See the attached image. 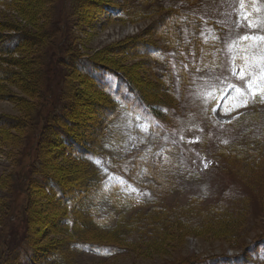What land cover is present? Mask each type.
<instances>
[{
	"label": "rangeland",
	"instance_id": "obj_1",
	"mask_svg": "<svg viewBox=\"0 0 264 264\" xmlns=\"http://www.w3.org/2000/svg\"><path fill=\"white\" fill-rule=\"evenodd\" d=\"M73 1L72 11L76 13L71 24L62 26L66 40L54 42L52 52L71 44L80 54L107 58L114 67L128 72L153 102L155 109L148 112L154 116L159 113L154 125L152 116L146 119L123 111L118 118L112 131L118 151L107 148V157L98 162L108 189L118 198L132 199L133 207L125 212V219L134 211L143 215L153 208H164L180 213L181 223L175 225L172 220L163 229L162 240L147 243L148 248L131 246L109 254L74 247L64 253L65 261L59 264H234L230 258L236 264H264V40L257 39L264 37V0H193L185 6L182 3L186 0L163 1L165 6L176 8L179 4L193 14L190 19L183 16L185 22L178 30L179 48L184 52L181 60L178 45L165 57L177 75L179 65L188 68L186 86L175 90L182 100L172 103L178 113L170 116L162 110V102L171 101L160 93L157 84L158 69L167 60L156 56L165 47L156 34L160 11L130 21L120 16L124 0H110L100 14L92 12L96 0H90L92 4ZM56 5V0L0 5V30L3 35L11 34L15 25L41 35L59 8ZM40 37L43 45L0 57V115L22 118L25 124L30 123L28 110L38 101L34 92L39 87L37 79L42 82L39 64L50 58L45 54L50 48L48 39ZM141 41L144 47L139 52L137 43ZM51 65L56 81H65L63 76L68 81L70 76L73 91L84 87L71 76L70 69ZM58 85L49 91L53 95L44 96V110L51 105L49 99L60 94L62 86ZM238 104L246 106L235 107ZM35 119L42 131V117ZM25 124L20 130H11L0 143V264L11 255L9 248L20 243L26 229L39 244L56 245L69 237L55 230L49 221L54 208L29 185L36 142L32 133L27 147L21 145L24 134L29 137ZM43 158L53 160L55 168L59 167L53 169L57 174L66 168L67 181L83 177V167L70 158H60L56 153ZM147 159L153 168L142 167V160ZM32 197L36 198L35 206L27 215ZM194 198L196 205L187 206ZM244 199L250 202L248 212ZM219 213L231 216L219 221ZM101 214L114 218L119 212L114 214L104 202ZM78 231L86 241L100 242L109 237L107 231L86 230L81 225Z\"/></svg>",
	"mask_w": 264,
	"mask_h": 264
},
{
	"label": "trees",
	"instance_id": "obj_2",
	"mask_svg": "<svg viewBox=\"0 0 264 264\" xmlns=\"http://www.w3.org/2000/svg\"><path fill=\"white\" fill-rule=\"evenodd\" d=\"M22 1L28 0H12L11 2L0 0V5L10 3L18 5L22 4ZM69 1L68 15L70 16H67V21L65 8ZM83 1L92 4L90 0ZM163 1L124 0V11L121 12L120 16L123 20L138 21L156 15L160 11L161 18L155 24L156 34L163 41L165 47L161 50V54L156 56L160 61L167 60L166 62L163 61L164 66L158 69L157 84L160 93H163L171 101L162 102L164 106L162 110L170 116L178 113L174 105L181 101L182 97L178 98L176 95L178 93L175 90L179 86H186L188 68L183 64L179 65V75H177L175 68L171 66L172 63L168 60L169 58L165 57L168 56V51L171 48H176L177 45L178 51H180L178 30L185 22L183 16L187 15V19H190L193 15L185 8L182 9V6L192 4L193 0L181 2L182 6L178 4L176 7L178 10L172 4L165 6ZM56 2L58 4L56 7L59 6V8H57L56 13H53L51 21L46 25L47 27L42 29L41 35L20 29L15 25L13 27L14 33L3 35L0 30V57L20 52L29 47H38V44L43 45L40 36H45L48 39L47 46H50L49 50L45 52L50 58L40 63L41 65L39 64L42 82L39 78L37 79L38 83L36 84L39 87L34 92L35 99L39 102H36L33 109L28 110L30 123H22V118L0 115V143L9 137L11 130H20L23 124L29 132V137L24 134L21 139L22 142L19 141L23 148L27 147V140L32 133L34 134L36 154L33 158V167L30 170L33 174L32 177L29 175V185L36 191L38 197L46 198L51 207L54 208L53 210L50 208L52 213L49 214L51 216L49 221L55 226V230L64 232L69 237L68 240L56 245L54 243L50 245L39 244V240L26 229L20 243L15 248H9L11 255H8L2 264H59L65 261L64 253L74 247L78 249L83 247L89 251L107 252L109 254L131 246L148 248L147 243L151 245L157 243L159 238L162 240L163 229L172 220L175 221L173 223L175 225L181 223L179 220L180 213L176 214L177 211L164 208L159 210L153 208L150 210L152 212L147 211L143 215L134 214L140 210L134 211L129 218L125 219L126 213L133 207L130 201L132 199L118 198L115 191L108 189L98 162L107 157V148L112 147L115 152L118 151L119 143L112 134L118 118L121 117L123 111L146 119L148 116H152L151 124L154 125L159 118V113L154 116L148 112L154 108L153 102L147 99L128 72L120 71L107 58L102 59L92 55L80 54L71 44L67 45L66 48H63L64 45L60 46L58 51L52 52L51 45L54 46V42L60 43L64 38L66 40L67 36L63 32L66 25L71 24V19L76 13L72 11L73 0H56ZM109 2L110 0H96L92 6V12L102 13V8ZM63 25H65L64 29ZM137 44L139 52H142L144 41ZM181 52L184 53L183 51L178 52L179 60L182 58ZM51 63L70 69L71 76L75 77L78 82L81 81L84 87L79 92L73 91L74 86L69 82L70 76L68 81L67 76L62 77L65 81H56L55 68ZM1 78L2 75H0ZM57 82H59L58 86H62L61 92L56 94L57 96H52L51 100L49 99L51 105L47 110H44L43 98L52 94L49 91L53 92ZM83 99L85 101H82ZM35 115L37 116L34 117ZM38 117H42V131L41 126L40 129L38 128L39 124L35 119ZM52 153H56V156H60V158H70L81 165L84 172L83 177L79 181L70 182L65 179L66 168H62L58 174L53 172V169L58 170L59 167L55 168V163H52L53 160L46 162L43 158L44 155H52ZM111 158L116 160L114 156ZM149 161L150 159L142 160V167L150 169L152 166L153 168L154 165H150ZM35 199L32 197L28 201L27 215L31 209L33 210ZM104 202H108L113 208L114 214L118 211L119 215H115L114 218L103 216L101 206ZM190 202L192 204L186 205H196V203L194 204L195 198L194 201L190 200ZM243 203L247 204L244 205V208L248 212L249 200L244 199ZM186 205L181 206V210H184ZM173 212L178 215V220L175 218L177 216L172 214ZM198 213L196 212L195 215L199 217L200 213ZM233 213L239 215V211ZM201 214L204 216L206 212L202 211ZM203 216L201 215V217ZM229 216L231 215L227 213H219V221ZM45 218L48 219V217ZM204 220L206 219L203 218L202 221ZM79 225L84 226L86 230L93 229L102 233L107 231L109 237H105V241L100 242L86 241L85 238H82L85 235L78 231ZM158 229L160 231H157ZM230 260H232L229 261L230 263L236 264L233 258Z\"/></svg>",
	"mask_w": 264,
	"mask_h": 264
},
{
	"label": "snow or ice",
	"instance_id": "obj_3",
	"mask_svg": "<svg viewBox=\"0 0 264 264\" xmlns=\"http://www.w3.org/2000/svg\"><path fill=\"white\" fill-rule=\"evenodd\" d=\"M244 39H248V37H244ZM257 39L264 40V37H258ZM262 59H264V58H262ZM261 70L264 71V67H262ZM243 75H244V72H243V70H241V77H243ZM247 87H248L249 89H251V88H252V83L249 82L248 85H247ZM235 90H236L238 93L241 92V89H240V88H236ZM240 106H246V105H239V104H238V105H235V107H240Z\"/></svg>",
	"mask_w": 264,
	"mask_h": 264
}]
</instances>
